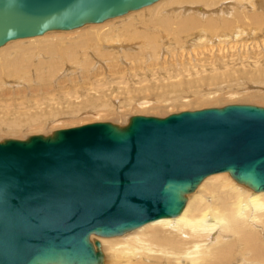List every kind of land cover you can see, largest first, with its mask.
<instances>
[{
    "label": "bare ground",
    "instance_id": "6f19581e",
    "mask_svg": "<svg viewBox=\"0 0 264 264\" xmlns=\"http://www.w3.org/2000/svg\"><path fill=\"white\" fill-rule=\"evenodd\" d=\"M116 18L0 47V131H39L87 108L83 114L120 120L134 107L158 115L218 97L264 102V0H159ZM137 68L141 100L124 76L116 85L127 98L108 94L115 82L105 75L131 77ZM90 78L99 79L95 89L80 91L77 83ZM152 89L159 94L149 98ZM186 199L175 217L117 237L92 235L102 264H264V191L219 173Z\"/></svg>",
    "mask_w": 264,
    "mask_h": 264
},
{
    "label": "water",
    "instance_id": "95a60500",
    "mask_svg": "<svg viewBox=\"0 0 264 264\" xmlns=\"http://www.w3.org/2000/svg\"><path fill=\"white\" fill-rule=\"evenodd\" d=\"M159 0H0V47ZM264 191V107L133 116L0 142V264H102L100 243L179 215L209 176Z\"/></svg>",
    "mask_w": 264,
    "mask_h": 264
},
{
    "label": "rangeland",
    "instance_id": "374dc122",
    "mask_svg": "<svg viewBox=\"0 0 264 264\" xmlns=\"http://www.w3.org/2000/svg\"><path fill=\"white\" fill-rule=\"evenodd\" d=\"M130 13V12H129ZM128 13V14H129ZM120 18V17H118ZM117 19V18H116ZM107 22V21H106ZM105 23V22H104ZM103 24V23H101ZM90 24H87L79 29H82V28H85L87 26H89ZM78 29V30H79ZM77 30V29H76ZM74 31V30H72ZM60 32V31H59ZM64 32V31H63ZM67 32V31H65ZM71 32V31H69ZM47 33H50V32H47ZM45 33V34H47ZM74 35V33H72ZM44 36V35H43ZM72 36V35H69V37ZM68 37V35L66 36ZM195 43L193 42H188L187 46H186V50L187 52H192V49H193V45ZM208 57V56H207ZM205 58V55H201L200 57V60H203ZM237 58V57H236ZM236 58H232V59H236ZM229 59V58H228ZM204 61V60H203ZM159 69V68H158ZM143 71H145L143 69ZM161 71V70H160ZM146 72V71H145ZM141 73V70L140 69H135L134 71H131V77H129L128 75L126 74H119V75H115V71H112V73H109L107 75H105V77L103 78L104 80L106 81H109L111 82V84H114L110 87V90L108 92V94H119V97H124L125 99L127 98V93L123 92L121 89H119V86L116 85V83H121L122 85L125 84L123 81H121L120 78H122L124 76V79L127 80L131 85H129L131 87V92H132V95L135 99H140V98H143V96H136L135 95V92H134V89H133V84L135 82H138L139 81V78L138 77H135V74H140ZM149 77L151 78V75L149 74ZM99 79L98 78H90L84 82H80V83H77L78 87H79V90L80 91H86L87 93H90V90L91 89H95L94 85H92L93 83L97 82ZM99 83V82H98ZM74 84V83H73ZM66 85H69V83H67ZM121 85V86H122ZM160 88V87H159ZM158 88V90H159ZM202 91L204 89H206L205 87H202ZM224 86L221 88V90H223ZM243 88V87H242ZM133 89V90H132ZM156 90V89H152L150 93H156V96H158L159 94V91ZM185 95L186 96H189L190 94L189 93H182V95ZM189 94V95H188ZM213 94H215V92L213 91ZM183 95V96H184ZM138 97V98H137ZM185 97V96H184ZM112 96H109V99H111ZM149 98H151V94L149 95ZM125 99H122V101H125ZM240 99V100H239ZM242 98H233V99H222L220 100V97H218V100H210V101H206V102H203V103H177L175 104L174 106H171L170 108L169 107H165V109H162L159 111V114L157 115V113H153L151 114V112H149L148 110L147 111H144L142 109H135L132 108H127L125 109L126 113H125V117H123L122 119V122L117 119L116 117H113V116H116V115H112V116H103V117H100L99 119V116L96 117V115L94 116V114L92 113L91 115L90 114H87V113H84L83 112H88V108L85 109V110H82L81 113L77 114V116H74V118H63L61 119V121L57 122V124H54V125H46V127L42 128L41 130L39 131H23L22 133L16 135V137L13 136H10L8 133L7 134H4V131H0V132H3V133H0V141L2 140H5V139H17V140H26L28 137L30 136H33V135H50L51 133L57 131V130H61V129H68V128H72V127H79V126H82V125H86V124H90L91 122L92 123H95V122H112L114 124H118V125H124V124H127V122L129 121V119L133 116H138V115H142V116H152V117H159V118H165L171 114H175L176 113H180V112H184V111H196V110H202V109H206V108H217V107H224V106H227V105H233V104H249V105H257V103H254L255 101H253V104H252V101L250 100H246V102L244 101V103H242L243 101H241ZM141 100V99H140ZM220 100V101H219ZM235 101V102H234ZM237 101V102H236ZM260 105H257V106H261V107H264V102H258ZM135 104V102H134ZM200 104V105H198ZM177 107V108H176ZM171 110V111H170ZM81 114V115H80ZM97 118V119H96ZM103 119V120H102ZM87 121V122H86ZM127 121V122H126ZM89 122V123H88ZM125 122V123H124ZM83 123V124H82ZM57 125V126H56ZM56 126V127H55ZM55 129V130H54ZM50 131V132H49ZM41 132V133H39ZM6 133V132H5ZM44 133V134H43ZM5 135V136H4ZM18 136V137H17ZM28 136V137H27ZM12 137V138H11ZM25 138V139H24ZM2 139V140H1Z\"/></svg>",
    "mask_w": 264,
    "mask_h": 264
}]
</instances>
